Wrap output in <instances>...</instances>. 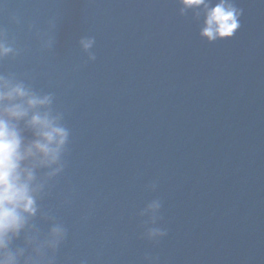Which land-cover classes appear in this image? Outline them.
Instances as JSON below:
<instances>
[{
  "label": "water",
  "instance_id": "obj_1",
  "mask_svg": "<svg viewBox=\"0 0 264 264\" xmlns=\"http://www.w3.org/2000/svg\"><path fill=\"white\" fill-rule=\"evenodd\" d=\"M237 5L209 43L177 0H84L43 90L70 130L40 201L68 230L56 264H264V0ZM157 197L153 242L138 212Z\"/></svg>",
  "mask_w": 264,
  "mask_h": 264
},
{
  "label": "clouds",
  "instance_id": "obj_2",
  "mask_svg": "<svg viewBox=\"0 0 264 264\" xmlns=\"http://www.w3.org/2000/svg\"><path fill=\"white\" fill-rule=\"evenodd\" d=\"M178 12L193 19L199 27V36L209 43L230 39L241 28L243 9L237 0H177ZM11 22L21 23L12 14ZM55 17L48 20V29L55 26ZM41 51H51L55 39L49 31H41L32 23ZM96 39L81 36L80 49L89 61H95L93 50ZM21 49L15 38L9 39L7 30L0 26V61L16 57ZM54 94L36 90L15 73L0 71V264H56V253L66 240L68 230L51 212L41 208L40 201L48 194L52 181L66 167L65 154L70 130L63 123L64 113L54 108ZM158 182L147 188L155 191ZM162 201L150 200L139 212L143 238L159 242L167 229L159 226ZM37 218L47 222L46 233L36 223ZM22 240V244H14ZM147 264H159V257L144 256ZM81 264H87L81 261Z\"/></svg>",
  "mask_w": 264,
  "mask_h": 264
}]
</instances>
